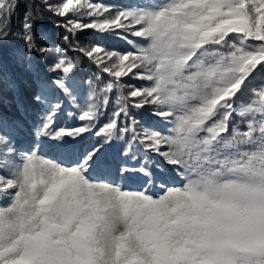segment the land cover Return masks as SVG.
Returning a JSON list of instances; mask_svg holds the SVG:
<instances>
[{"label": "snow or ice", "instance_id": "snow-or-ice-1", "mask_svg": "<svg viewBox=\"0 0 264 264\" xmlns=\"http://www.w3.org/2000/svg\"><path fill=\"white\" fill-rule=\"evenodd\" d=\"M0 264H264V0H0Z\"/></svg>", "mask_w": 264, "mask_h": 264}]
</instances>
